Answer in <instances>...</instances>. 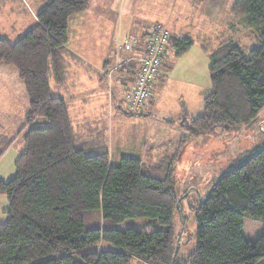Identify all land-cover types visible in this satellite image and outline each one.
<instances>
[{
    "label": "trees",
    "instance_id": "obj_1",
    "mask_svg": "<svg viewBox=\"0 0 264 264\" xmlns=\"http://www.w3.org/2000/svg\"><path fill=\"white\" fill-rule=\"evenodd\" d=\"M43 1L33 27L14 42L0 38V65L17 68L29 100L16 174L0 180L9 203L7 221L0 223V264H264V147L238 159L205 198L188 204L196 236L183 242L189 215L170 163L150 166L137 157L115 162L108 152H89L79 145L66 101L50 86L51 66L63 82L69 23L91 0ZM231 17L236 35L210 55L203 112L181 121L189 135L178 148L210 133L239 131L264 110V0H234ZM243 32L256 47L245 50L237 37ZM144 39L133 45L136 55L147 45ZM192 45L189 37L172 36L169 49L180 56ZM139 64L132 59L119 69L128 76V93ZM128 93L115 109L126 117L143 115L144 109H130ZM38 118L46 125H33ZM134 218L148 222L143 229L115 227ZM246 218L263 223L255 240L243 233Z\"/></svg>",
    "mask_w": 264,
    "mask_h": 264
},
{
    "label": "crops",
    "instance_id": "obj_2",
    "mask_svg": "<svg viewBox=\"0 0 264 264\" xmlns=\"http://www.w3.org/2000/svg\"><path fill=\"white\" fill-rule=\"evenodd\" d=\"M16 1L20 3L19 0ZM21 2H23V7L31 11V13L27 11L28 19L35 25L37 23V13L39 12L34 9L36 2L33 0H22ZM113 9L114 6H111L110 12H114ZM115 13H118L117 7ZM108 14L107 5H101L100 7L90 5L86 12L71 19L68 43L62 52L61 58L64 66L63 82L56 79V73L52 66L49 82L55 96L61 97L67 103L73 130L79 137V145L85 147L91 153L98 150L108 152L115 162L122 157H137L144 160L143 152L153 154L151 151L156 148L154 141L161 140L158 145H162L165 140L172 141L169 138L174 137L176 134V126L182 129L180 126L181 121L183 122L184 119L190 120L202 114L204 107L203 94H206L204 93L205 90L208 92L210 84L209 88L204 90L202 80L199 79V75L202 74L199 73L196 65H194L195 70H193L192 66L190 67L187 64L185 72L187 79L181 80L173 77L175 73L173 69L178 66L181 59L188 57L197 44V40H193L188 34L184 36V33L181 32L182 34L177 37H189L193 41V45L180 56H176L173 50H168L169 52L159 75L152 85V97L150 103L148 102L149 104L144 109V114L126 117L117 113L115 109L116 102L124 96V88H126L125 85L128 80V76H125L126 74L123 72H119V69L125 62L129 63L132 59L137 58L134 49H125L124 43L126 39L135 37L137 34H131L133 33L130 32L131 29H134L132 27L133 23L127 20L129 22L127 34L124 42L118 44V42L121 43L118 36L122 33L125 23L121 19V15L118 17L115 15L111 20ZM229 15H231V11ZM23 28H25V31L31 28L28 21L23 24ZM102 29L105 31V38L99 39L96 34L101 32ZM208 29L211 31L214 28L208 26ZM108 33L110 37L107 36ZM212 40L213 36H210L205 39L204 43L200 40L199 45L201 49L200 57L203 55L202 60L207 58L209 60L208 71L210 55L219 47V43L214 47L211 43ZM208 45L211 47L207 48ZM168 60L170 61L168 62ZM168 65L170 66L169 69ZM27 103L29 104L28 96L18 70L1 64L0 124H7V121L3 120L6 113H14L20 117H23L22 114L26 116L28 112ZM117 117L129 119L131 123L123 132L118 131L115 126ZM169 120L175 122L171 123ZM46 123L45 120L38 118L33 125L43 126ZM23 124L25 125V118ZM23 124H20L19 129L13 130L11 128L12 138L6 137L5 134L0 132V143H4L6 140L21 142L22 137L20 135L17 139L15 137L24 126ZM134 125L137 127L135 133L133 130ZM126 133L133 134V140L126 139ZM172 133L174 135L169 137ZM139 135H143L144 140L136 138L137 136L140 137ZM176 135L182 137L184 133L181 136L180 134ZM135 138L139 142L136 143ZM15 139L16 141H14ZM174 146L176 147V144ZM0 152L1 158L5 151L0 149ZM20 152L22 153V147Z\"/></svg>",
    "mask_w": 264,
    "mask_h": 264
},
{
    "label": "rangeland",
    "instance_id": "obj_3",
    "mask_svg": "<svg viewBox=\"0 0 264 264\" xmlns=\"http://www.w3.org/2000/svg\"><path fill=\"white\" fill-rule=\"evenodd\" d=\"M21 1L22 0H19L20 4L16 0H0V38H6L9 41L14 42L19 39L21 35H23L25 31L23 24L26 21L29 22V27L34 25L32 24L33 22L28 19L29 15L27 11L30 13L31 11L26 10V8L22 5L23 2ZM33 1L36 2V4L34 3V9L36 11H40L42 7L46 5L43 0ZM233 3L234 0H91L90 5H97L99 7L101 5H107V8L109 9L108 17L111 20L115 15L117 17L121 15V19L125 23V26H123L122 33L118 36L121 43L116 40L118 44H122V42H124V38L127 34L126 31L129 26L128 21L133 23L132 27L134 29H131L130 32H133L131 34H137L138 36L133 38L134 44L139 42L138 40L141 41L144 38V40L148 41L149 31H151L150 29L157 24H161L167 28L170 33V38L165 48V52L163 53L162 66L168 52L170 51L169 43L172 36H179L182 34L181 32H183L184 36L188 34L193 40H197V44L194 43L196 46L193 51L188 55V57L181 59L178 66L173 69L175 72L173 77L181 80L187 79V76H185L187 64L190 67L192 66V68L196 65L199 73L202 74L199 75V79L202 80L201 83L205 90L206 88H209L210 84V75L207 70L209 60L208 58L202 60L203 55L200 57V40L204 43L206 38L208 39L210 36H213L211 43L214 47H216L217 43H219V46L224 39L230 38L234 34L236 35L234 32L235 29H231V24L235 23V21L232 19L231 15H229ZM111 6H114V12H110ZM116 7L118 8V13H115ZM208 26H213L214 29L210 31ZM145 33L146 35L144 37L143 34ZM107 36L110 37V34L108 33ZM96 37L104 39V29L97 33ZM237 37H239V41L242 42V45L245 46L244 48L246 51L256 47L257 45L251 38H249L250 36L245 37L244 32L242 35H237ZM144 47V49L143 47L141 48V53H137V58L135 60L138 62L140 56L146 49V46ZM206 47L209 48L211 46L208 45ZM169 61L170 60H168V62ZM6 66H10L11 68L17 70V68L12 65ZM167 67L168 69L170 68L169 65ZM193 70L195 69L193 68ZM139 71L140 64L138 67L136 82L138 81ZM125 87L123 97H125V94L128 93L127 91L130 89L127 85H125ZM204 93H207L206 90ZM148 104L149 103H147V105ZM28 107L29 104L27 103V110ZM116 112L122 114L118 107ZM22 115L23 117L15 115L14 113H6L3 116V120L7 121V124H0V132L5 134L6 137H11V135L13 136V133L11 134V128L13 130L19 129L20 124L24 123L25 114ZM253 123L249 126L243 127L239 131L229 133H210L201 137L199 140L189 141L182 146L183 148L177 147V145L180 144L181 137H178L176 134H180L181 136L184 133V135L188 136L189 133L188 131L177 128L176 126V134L174 135V133H172L169 135V137L174 135V137L169 138L172 141L165 140L162 145H158L161 140H156L154 141L156 148L153 150L151 149L153 154L143 152V158L148 165L153 166L160 163L168 165V163H170L173 168L172 172L176 193L179 197L183 198V203L185 204L184 207L186 209V217L189 215L186 223L187 226L181 238L183 242L187 237L195 238L196 236L195 233L197 223L193 213L191 212L192 214H189L190 210L188 209V204H194L195 202H198V200L205 198L211 185L218 178V176L225 171L231 170L236 165L238 159L243 158L253 149L264 147V110L258 120L254 124ZM130 124L129 119H123L121 117L115 121L116 128L118 131L122 132L126 129V127H129ZM22 128L20 131H22ZM133 130L134 133L137 130L135 125ZM130 132L132 131L130 130ZM129 134L130 133H126V139L133 140V134ZM166 134L167 133L165 132V135ZM17 137L19 138L18 134L15 138L17 139ZM136 138L144 140L143 135L140 137L137 136ZM16 139L14 141H16ZM138 139L136 140V143L139 142ZM7 141L8 140L4 143H0V149L5 151L3 156L0 158V180L3 181H9L16 174V160L21 153V147L22 151L24 148L22 141H12L11 143H7ZM175 144L176 148H174ZM5 146L6 148H4ZM8 210L9 203L7 197L0 194V223H5L7 221ZM93 213L98 218L99 216L101 217L100 211H93ZM146 222H148V219L146 218H134L128 219L121 224H117L115 227L119 229H125L128 227L143 229ZM262 227V222L246 218L244 220L243 233L248 239L255 240L259 237ZM152 229V227H149L146 230L152 231ZM193 246L194 241L193 245L190 244L188 247L192 249ZM133 264H139V261H134Z\"/></svg>",
    "mask_w": 264,
    "mask_h": 264
},
{
    "label": "built area",
    "instance_id": "obj_4",
    "mask_svg": "<svg viewBox=\"0 0 264 264\" xmlns=\"http://www.w3.org/2000/svg\"><path fill=\"white\" fill-rule=\"evenodd\" d=\"M150 30L146 49L139 58L138 81L128 93L131 110H142L146 107L152 94V84L160 72L163 53L170 38L169 30L161 24L153 26ZM133 41L126 39L125 49L131 50L134 45Z\"/></svg>",
    "mask_w": 264,
    "mask_h": 264
},
{
    "label": "water",
    "instance_id": "obj_5",
    "mask_svg": "<svg viewBox=\"0 0 264 264\" xmlns=\"http://www.w3.org/2000/svg\"><path fill=\"white\" fill-rule=\"evenodd\" d=\"M250 125V124H249Z\"/></svg>",
    "mask_w": 264,
    "mask_h": 264
}]
</instances>
